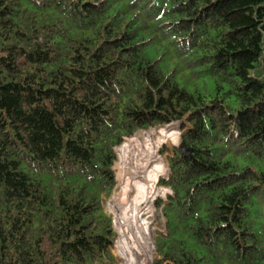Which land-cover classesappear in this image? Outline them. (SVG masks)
<instances>
[{
    "label": "trees",
    "instance_id": "trees-1",
    "mask_svg": "<svg viewBox=\"0 0 264 264\" xmlns=\"http://www.w3.org/2000/svg\"><path fill=\"white\" fill-rule=\"evenodd\" d=\"M185 118L153 264H264V0H0V264H117L115 148ZM154 197L108 207L144 259Z\"/></svg>",
    "mask_w": 264,
    "mask_h": 264
},
{
    "label": "rangeland",
    "instance_id": "rangeland-1",
    "mask_svg": "<svg viewBox=\"0 0 264 264\" xmlns=\"http://www.w3.org/2000/svg\"><path fill=\"white\" fill-rule=\"evenodd\" d=\"M183 123L190 126V123L185 118L181 121H175V122H172V123H169L166 125H162V126H158V127L148 129V131L147 130H140L137 132L138 135L135 136V138L128 144V147L126 146V148H122L121 150H118V152H117V148L119 146L115 148L118 159H119V157H118L119 152H126L125 153L126 162H122L119 159V165H117V171H119V176H120V180L118 182V187L110 199L102 197L101 206L104 209V211L112 218V225H113L114 231L116 232V240H115L114 247H113V253L116 256L117 264H153L155 259L158 258V251H157V248L155 245V236L157 234L156 232H158L159 230H164V222H165V215H164L163 207L160 205L161 203H159V200L162 199V200L166 201L168 199L169 195L173 193L171 190H168L169 188L160 185V183L157 184L158 179L168 177L167 176L168 175V169L167 168H166L163 175L158 176V177H154L155 178L154 187H152V189L147 188V184H148L147 180L149 179V177H147V174L149 175L150 168L154 165L153 164L154 162H153L152 147L149 148L147 146L148 143L152 140L150 139L148 141V143H146V145L143 147V152H144L143 157L145 160H148L150 162L148 167L144 166V163L142 165L141 161H138V159H136L137 156L133 159L132 158L129 159L131 156L130 148L133 145L134 146H140V144L145 142L146 140L144 138L151 131L155 130L157 133L158 132L157 130H165L168 127H171V128H169V130L172 129V132H177L179 134L180 142H181L182 141L181 140L182 139V133L184 131V129L182 128ZM180 142H179V144H180ZM174 146H176V145L173 144L171 141H167L164 144H161V146L159 148L158 160L160 161V163H162L163 159H164V161H165V163L163 162L164 166H165V164H167V167H168L167 158L169 155H172V153H173L172 148ZM167 148L169 149V151L166 152L165 154H161V151H166V150H168ZM137 155H138V153H137ZM144 159H143V161H144ZM125 170H130L129 172L126 173V176L123 175L124 174L123 172ZM141 175H142V178H141ZM139 182H143L144 186L146 183V188L140 186ZM165 189L168 191H167V193L164 194ZM149 191L155 192V197L150 202V206L152 207L154 212L151 214V218L149 220V222L151 223V226L154 229V235L152 237V243H153L152 251L144 259L143 249L141 250V246H140L139 241H138L139 239L136 238V241H138V243H136L133 239V236H131V234L134 233L133 227H135L134 226L135 223L130 222V223H127V225H125L124 223H122L121 221H119L117 219V216L115 214L110 212L108 207H109V204H112L113 206H115V205L118 206V210H120L119 213L121 216L128 215L127 211H124V214L121 213L122 207L124 205H125L126 209L130 208V209H128V211L131 210L132 207H134V209L138 207V210L144 209V207L148 204L147 201L144 200L145 199L144 197H146V195ZM125 207L123 208V210H125ZM133 217H134V215H133ZM148 217L149 216H147L146 218H148ZM146 218L145 219L141 218V219H143V223L146 221L148 222V219H146ZM139 222H141V221H139ZM131 225H133V227H131ZM122 232L124 234L123 239L127 243L126 252H125V249H123V247L121 245ZM117 241H118V243H117ZM131 242L135 244L133 247L132 246L130 247ZM116 243H117V245H116ZM148 243L149 242H147L146 245H149ZM130 248L133 249V251H131ZM127 255L128 256L130 255V257L133 259L130 261V259L127 258Z\"/></svg>",
    "mask_w": 264,
    "mask_h": 264
},
{
    "label": "water",
    "instance_id": "water-1",
    "mask_svg": "<svg viewBox=\"0 0 264 264\" xmlns=\"http://www.w3.org/2000/svg\"><path fill=\"white\" fill-rule=\"evenodd\" d=\"M178 148L180 149V151L182 152L183 155L189 153V150L185 148V146L182 142H180V144L178 145ZM114 169H115L117 176H118L119 173L117 172V162L115 163Z\"/></svg>",
    "mask_w": 264,
    "mask_h": 264
},
{
    "label": "bare ground",
    "instance_id": "bare-ground-1",
    "mask_svg": "<svg viewBox=\"0 0 264 264\" xmlns=\"http://www.w3.org/2000/svg\"><path fill=\"white\" fill-rule=\"evenodd\" d=\"M117 165H118V160H117ZM166 165H167V164H166ZM166 165H165V166H166ZM166 168H167V166H166ZM167 169H168V168H167ZM169 190H170V188H169ZM171 193H172V192H171Z\"/></svg>",
    "mask_w": 264,
    "mask_h": 264
}]
</instances>
